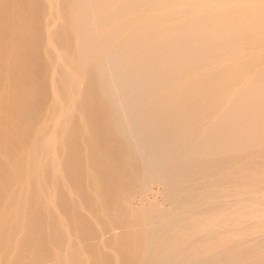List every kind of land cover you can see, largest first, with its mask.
Returning a JSON list of instances; mask_svg holds the SVG:
<instances>
[{"label": "rangeland", "instance_id": "1", "mask_svg": "<svg viewBox=\"0 0 264 264\" xmlns=\"http://www.w3.org/2000/svg\"><path fill=\"white\" fill-rule=\"evenodd\" d=\"M163 1L144 0L135 8V14L132 11L133 15L131 13L127 15L122 8L120 13H116L109 19H102L92 26L85 25L84 22L81 26L89 27L93 32L90 39L87 38L84 41V50L89 51L88 54H90V51L101 49L99 33L116 27L122 18L127 19L126 17L129 15L131 18L132 16L134 18L135 16L142 17L150 13L157 15L158 12L163 15L174 4L176 5L178 0H175L176 2L174 0ZM172 1L174 4L171 3ZM189 1L191 3L187 5ZM238 1L240 0H237L236 3ZM243 1L241 6L240 2L236 4L238 9L242 8L239 13L242 10L244 14L252 12L250 14L256 20L253 17L246 18L244 23L229 27L225 23H219L225 19L224 8L228 3L227 0H184L181 6L184 7L183 10L188 8L183 12L187 14L191 10H196L198 17L182 16L178 27L182 31L173 29L174 31L165 32L162 37L154 40L152 33L160 27V24L157 23L159 26L153 29L155 26L153 23L152 29L149 28V31L147 30L144 35L132 36L135 41L132 45H117L119 42L117 40L122 38L117 36L107 44L108 53L91 54L85 59L84 65L87 74L99 80L84 85L96 101V104L91 109L89 108L88 113L96 115L91 124L97 122L94 126L100 127L102 124L103 127L101 126L100 129L105 128V130H101L100 136L106 139L101 137L100 139L107 144H105L106 146L103 144V148L108 150L112 170L120 176L118 179L120 192H140L145 195V199L151 197L142 202L135 201L132 205V213L136 218L145 217L147 219L146 227L138 231V244H145L152 251L141 258L143 261H140V264L168 262V264H264V228L254 237L236 238L233 241H229L228 230L220 228V226L212 225L211 228L202 230L203 232L196 236H191L188 230L193 220H201L207 213L216 211V209L219 211L228 208L229 201L231 203L238 200L248 201L250 196L248 191L259 189L264 192V176L260 175L262 169L264 170V141L260 140L263 131V127L260 125L262 118H254L251 115L252 110L260 107L264 102L263 99L256 98L257 92L260 94L264 88H260L258 91V88L255 87L261 82L264 86V56L255 58L257 54L254 53L257 48L264 45V20L260 26L261 30L255 28L258 21L260 23L259 18L262 12H259L263 8L259 6L260 9H251L245 4L248 0ZM37 4L38 0H0V168H2L0 169L2 171L0 178L5 171V176L3 175L1 178L3 181L0 179L2 182H0V216L2 217L3 205L7 202L12 204L18 196L17 190H19L22 166L14 160V156L17 148L20 147L19 143L28 135L29 124L45 112L50 101L49 82L46 78L48 62L41 49V37L28 24L30 21H39L40 10ZM21 5L23 6L21 7ZM207 5L214 7L215 10L223 11L222 17L209 16L206 13L203 15ZM150 7L158 9L151 11ZM243 7L247 8L245 12ZM185 14L181 13V15ZM213 19L217 21V24L215 27H211V33L207 34L205 29L203 32L202 30L199 33L195 32V28L201 29L204 24L213 23ZM18 33L21 34L20 37ZM183 34L189 35L188 38L182 42L176 41L174 37ZM151 40L155 42L154 46L149 43ZM205 41L209 43L206 47L202 46L206 43ZM16 45L18 46L16 47ZM155 45H158V50L155 49ZM250 52L253 54H249ZM109 59L112 61L109 62ZM198 72H209V75L197 78L201 82H190L188 78ZM104 80H108V82H102ZM43 85L44 88H42ZM230 93H232L233 101L228 104ZM33 99H36L35 102ZM10 114L12 115L10 116ZM72 118L73 120H69V122H74V120L75 122H70L69 127L66 126L67 130L65 129L63 132V134L67 132L72 138L62 134L65 141L64 146L74 144L70 146L71 148L65 146L68 150L67 153L70 154H67L66 150L64 151L66 155L61 154L63 158L60 160L61 170H64L61 173L64 174H60L64 175L61 178L62 180L66 178V182L61 181L59 177L58 180H55L54 177L49 176L51 174L48 170L44 173V176L47 174L45 179L48 180V183L54 182L51 184L55 187L51 186L57 192L55 194L57 197H55L59 199H55L56 205L62 203V206L57 205V207L61 211L63 208L62 212L66 216L61 212V217L64 216L67 220L62 217L60 221L62 222L64 219L65 223L63 220L60 225V221L55 219L58 222L56 226H59L57 231V227L53 225V222L55 223L53 215L45 213L40 201L37 202L38 199L30 197L29 206L26 208L29 215L27 211L26 214L32 221L29 219L30 222H28L27 217L25 220L32 224L37 220L38 222L34 223L37 226H32L34 227L32 230H36V227L37 232L34 231V234L33 231L31 233L29 230L24 231L25 238L22 236V242L19 240V248L16 246L13 257V262L18 264H28L32 254L37 253L35 248L40 247L39 250H42L43 246L40 244L44 245L43 241L45 247L51 251L60 248L59 246H62L64 242L62 237L64 233H61V229L63 230L65 226H69V230H67L71 235L87 234L92 231L90 227L93 226L90 216L87 215L88 211H86L87 214L83 212L85 214L83 215L79 212L81 210L77 209L78 211L76 210L74 213L75 216H72L75 205L73 203L74 206H71L70 196L64 192V189L65 186L72 189H70L73 191V193L71 192L72 200L73 198L75 201L77 200L75 204H80L83 201L82 205L89 207L88 198L90 197L87 188L89 185L86 184L88 179L85 177V168L87 164L90 165L88 161L96 160L95 157H102L98 152H93L89 148L85 150V145H83L85 140L83 139L82 142V127L78 117ZM97 126H95L96 129H99ZM67 127L71 128V131ZM11 129L15 130L13 138H11L13 135ZM12 139L16 141L17 145H15L16 143H13L15 146L11 144ZM69 139H72L71 143ZM62 141L61 139V143H63ZM3 149L6 152H3ZM7 150H11V154ZM61 150L63 151V148ZM83 152L88 156L83 155ZM3 153L5 154L2 156ZM5 155L11 158H6ZM90 158L91 160H89ZM82 172L84 173L82 174ZM105 177H103L104 181ZM56 181L57 186L55 185ZM15 182H17V187ZM12 183L14 184L12 185ZM62 183L68 184L64 186ZM109 186L111 187V184ZM109 186L106 187L107 190ZM104 193L107 195V191ZM262 195L260 193L258 199L264 203ZM60 199L61 202H59ZM32 203L37 206L35 207ZM70 207L71 209H69ZM35 211L37 212L35 213ZM110 212L113 211L110 210ZM262 217L257 224H263L262 227H264V216ZM97 222L101 224L100 220ZM38 224L40 225L38 226ZM57 232L62 234L60 239L63 242L61 240L58 242ZM177 235L181 236L180 240H175ZM38 236L42 239L37 238ZM26 238L28 239L26 240ZM31 238L34 240L37 238L35 241H43L41 243L38 241L39 246L36 247L37 243ZM52 239L54 242L57 241L56 247H53ZM87 239H85L86 242L81 239L84 242L78 244L77 247V243H75L76 248L82 249H78V251L81 253L86 250V252L91 251L92 254L96 253L94 254L96 258L92 259L93 263L91 261L92 264H107L110 250L106 244H104L106 247L104 249L101 240L102 243L99 240ZM0 240H2L0 246H4L5 237ZM28 243L30 245L36 243L35 250H32V245L30 246ZM96 243H100L101 246ZM212 244L214 246H211ZM27 245L28 250L25 247ZM170 245L175 248L176 253L166 255V257L160 251ZM200 247H203L206 253L197 258L195 251ZM207 248L210 250L208 253L205 251ZM19 249H24V251L21 250L23 253ZM105 251L109 253H105L106 257L104 256V258L102 257L104 253L102 256L101 254ZM1 257V264H5L7 257H2L3 259ZM98 258L99 261L100 258L103 259L102 262H96ZM124 258L123 255H120V264L129 263ZM57 263V260L53 259L43 264Z\"/></svg>", "mask_w": 264, "mask_h": 264}, {"label": "bare ground", "instance_id": "2", "mask_svg": "<svg viewBox=\"0 0 264 264\" xmlns=\"http://www.w3.org/2000/svg\"><path fill=\"white\" fill-rule=\"evenodd\" d=\"M143 1L144 0H38L37 6L40 10V15H39V19H38L39 21H30L28 23L27 21L29 18L27 17L28 19L26 22L29 24V26L32 28V30L37 31L41 37L40 38L41 49L44 52V54L46 55L45 60H47V62H48V66L45 65L47 68V70H46L47 71V77L46 76L45 77L47 78V81L49 82L50 91L48 94L50 95V101H49L47 107L45 108V112L42 115H39V117L37 116L35 119L33 118L34 120L32 119L33 120L32 123H30L28 126V135L22 141H20V143H19L20 147H18V148L16 147L17 152L14 149L16 152L15 156H14V160L17 161V163L21 164L22 171H20V175H21L20 177L21 178L19 180V190H17V193H18L17 199L15 201L13 200L14 202L12 204H10L8 202L5 203L3 205L4 207H3V210L1 212L3 214V217L0 216V238L4 239V237H5V241L3 242L4 246L3 245H1L2 247L0 246V256L5 257V258L7 257V261L5 260V264H11V262H13V257H14V252L16 251L15 250L16 246H18V248H19V245H18L20 243L19 240L21 241V238H23V237L25 238V236H24L25 234L23 235V233H25L24 231L29 230L31 233L33 231L32 229L34 228L32 226H37V224L34 225L35 222H38L37 220L35 222L33 221L34 222L33 224L28 223V222H30L31 219H30V216H29L30 220L28 219V215H29L28 212L29 211H27L26 208L29 206L30 197H31V199H32V197L33 198L35 197L36 199H38L37 202L40 201V203L43 205V206L42 205H38V206H42V208H44L46 211L45 213H47L48 215H51V216L53 215L52 217L54 220L53 219H51V220L55 221V219H57V221L58 220L60 221V219L62 217H64V216L61 217V212L63 211V208H62V211L58 209L62 203L60 205L57 204L59 206V207H57L56 202H55L56 200H59V199L56 198L57 197L55 195V194H57L56 190L54 189L55 192L53 190V188L55 186L52 184L54 182L53 183L51 182L52 184L50 182L48 183L47 182L48 180L46 181V179H45V176H47V174L44 176V173L47 172V170H48V172H50V174H51L49 176L54 177L55 180H58V177L61 179V181L64 180V179L62 180L64 175L61 176V174H64L63 172L61 173V171L63 170V169L61 170V161L60 160L63 159L61 154L66 155V153L68 151L67 148H71L70 146H72L74 144L72 143V145L70 144V146L65 145V146H67V148H66L64 146L65 141L63 139L64 137L62 136V134H63L64 130L66 129V126L69 127V125L71 123L75 122V120H74V122L70 121L71 122L70 123L69 120H73L72 117H76V116L78 117V121L80 123V126L82 127V134H83L82 142L84 139L85 142L83 145H85V150H87L86 148H89L93 152H98L100 154V156L102 157V158L95 157L96 160L91 161L92 163L87 160L88 163H90V165L86 163L87 161H85V163L87 164V166L85 168L86 169V176L85 177H86V179H88V180H86V179L85 180H86V184L91 186V188H89V186L87 187V185H86V187L89 189L88 195L90 197V198H88V201H90V202H88L89 203V207L87 206L88 209H86L87 207H84V205H82L83 201L82 202L79 201L80 204H75V202L77 200L75 201L74 200L75 198H73V200H74L73 201L72 197H71V196H73V194H72L73 191H70V189H71L70 187L68 188V186L67 187L65 186L68 183L65 185L63 183L62 184L65 186L64 192H67V194L70 196L71 200L69 199V202H71L70 203L71 206L75 205V207H74L75 210H73V207H72L73 214L76 213L77 209L81 210L79 212H81V213L84 212L85 214H87L86 211H88L87 215L90 216V217L89 216L88 217L91 218L90 221H91L92 226H93V227H90V226L89 227L92 228V231L90 233H87V234L82 233L79 235L77 232L78 230H77L76 232L78 235H75L74 233H72L76 236L75 237L74 235H71L70 232H68L69 226H67V227L63 226L64 228H63V230L61 229V233L62 234L64 233V235L62 236V234H59L57 232L58 235H56V236L59 237L61 235L64 238V240H63L64 242L62 241V239H60L61 236L59 238L57 237L58 242H60L59 240H61V242H63V244H62V246L61 245L59 246L60 248L57 247L58 249H55L54 251L53 250L51 251L50 249L46 248L45 242L43 240L42 241H43L44 245L40 244V246H43V248H42V250L41 249L39 250L40 247H37V245L39 246V244H38L39 240L35 241L37 238H39V236L37 238H35V240L33 238H31V240L33 239L37 243V244L35 243L37 248H35V244H31L33 247L32 250L37 249L36 250L37 253L35 255L32 254V256L30 257L31 260L28 261V264H43V263L51 261L53 259L57 260V262H58L57 264H89V263L92 264L93 263L92 259L96 258V256L94 255L96 253L92 254L91 251L86 252V250H84V252L80 253L78 251V249H80V250H82V249L76 248L82 242H84V241H81V239L85 240L87 238H89L90 240H93V241H96V240H99V242L102 241L103 242L102 245L104 246L103 248L104 249L106 247L109 248V250H110V254H108L109 255V257H108L109 258V260H108L109 264H120V255H123L127 259L126 261L129 262L128 264H138L140 261H143L141 259L142 257H144L146 254H150L152 252V251H150L151 248L147 247L145 244H143V245L138 244V234H139L138 231H141L142 228L146 227L147 219L145 217L136 218L134 216L135 214L132 213L133 202H135V201L142 202V201H145L146 199L148 200L151 197L145 199V195H143L140 192L139 193L138 192H122V191L120 192V184H119V180H118L120 176H119V174L116 173V171L112 170V167H111L112 165L110 166V155L108 153V150L103 148V146L106 143H104L105 141H102L100 139V137H101L100 135L102 133L101 130L103 129V128L100 129L102 124L100 127L95 125V126L99 127V129H96V127L94 126V124L97 122H95L94 124H91L92 121L95 119L96 115L89 114L88 112L91 109V107L94 104H96V101L91 96V93L86 90L84 85L86 83L88 84L89 82H98L99 80L95 79V77L94 78L90 77L89 74H87L84 62H85V59L87 58V56H89L91 54L97 55V54H100V52L108 53L107 52L108 49L106 48L107 44L109 42H111V40L113 38H115L117 36H118V38L122 37V38H119V40H117V41H119L117 43V45H126V46L132 45L135 42L133 38L136 35H138V34L144 35L145 32H147V30L149 31V28H151V26H154L153 23H155V26L153 27V29H155V27L159 26L158 24H160V27L156 28L155 32L152 34H154L153 35L154 40L159 39V37L160 36L162 37V35H164L165 32H169L170 30H173V29L176 31H177V29L179 30L180 28H178V27H179V23H181L180 18H182V16L183 17L184 16L189 17V18L198 17L197 16L198 11L191 10V11H189V13L185 14L183 11H185L188 7L185 6L187 8L185 10H183L184 7L181 5L184 2V0H178L176 5L172 1L171 3H173L174 6L169 11L164 13L163 15H161V13L159 14V12L157 15L156 14L152 15V13H150L149 15L142 16V17H136L135 16V18H134V16H132V18H131L129 15L126 17L127 19L122 18V20H120V22L118 23V25L116 27L108 28L105 31H102L101 33H99V35H100L99 38L101 37V49H96L92 52L90 51V54H88L89 51L87 52L84 50L85 48H84L83 44H84V41L87 38H89L91 34H93V32H92L91 28L86 27L87 28L86 29V28H83V26H81L84 24V22L86 23L85 25L92 26L95 23H97L98 21H101L102 19H104V20L109 19L110 17H112L116 13H120L121 10H123L122 8H124L123 12L124 13L126 12L127 15L129 13H131L132 11L135 14L136 13L135 8L137 6H139L138 4H141ZM227 1H228V3H226L225 8H224L225 14L227 15V17L225 15V17H224L225 19L223 21H220L219 23H221V24L225 23L227 26L233 27V26H235V24H242L243 21L245 22L247 20L246 18H249V19H251L252 17L254 18V16L250 14L252 12L247 11L249 13L244 14V13H242L243 12V10H242V12H240L241 14L239 13V10H241L242 8L238 9L236 4H239V2H240V6H241L242 5L241 3L243 0H240L237 3H236L237 0L236 1L235 0H227ZM190 3L191 2L189 1V4H187V5H190ZM245 4H246V6H248L251 9H257V8H259V6L261 8H263L261 11L259 10L260 11L259 13L262 12L261 16L259 18L260 23L258 21L259 19L257 20L258 23L255 21L257 23L255 28L257 30H258V28L261 30L260 26L262 25L263 20H264V0H248L245 2ZM163 5H161V6H163ZM167 5H169V4H167ZM22 6L23 5H21V7ZM207 6H204V7L206 8ZM161 8H163V7H161ZM213 8L214 7H211V6L210 7L208 6L207 9H205V10L203 8V10H204L203 15H205V13H206L209 16L216 15V16L222 17L223 11L221 12L220 10H215ZM219 8H221V7H219ZM150 9H151V7H150ZM194 9H196V8H194ZM243 9L245 12V10L247 8L245 9V7H243ZM153 10L156 11L155 9H151V11H153ZM21 11H23V10H21ZM216 11H220V12H216ZM25 13H27V12H25ZM181 13H183L185 15H181ZM253 13H254V11H253ZM201 14H202V12H201ZM255 15H257V14H255ZM254 20H256V18H254ZM159 21H160V23H159ZM212 21H213V23L211 22V23L204 24V27L202 26L201 29L195 28V30H196L195 32L199 33V31H201V30L203 32V30L205 29L204 31H206L207 34L211 33V31H212L211 27L212 26L215 27L217 24L216 20L213 19ZM163 23H165V24L163 25ZM180 30L182 31V29H180ZM189 31H191V30H189ZM191 32H193V31H191ZM18 34L17 35L20 37L21 34L20 33H18ZM188 34H189V32H188ZM186 35L187 34L177 35L174 38L176 39V41L178 40V41L182 42L183 40H186L188 38L189 35L188 36H186ZM132 36H134V37H132ZM148 36H150V35H148ZM13 40L15 41L16 39H13ZM228 40H229V38H228ZM159 41H158V43H159ZM149 43H152L153 46L155 44V42L153 40H151ZM225 43H227V40H225ZM207 45H209V43L206 42L202 46L206 47ZM17 46L18 45H16V47ZM155 46H156L155 49L158 50V45H155ZM16 47H15V49H16ZM251 52L249 54H253ZM254 53L257 54L255 58H258V57L261 58V56H264V45L257 48ZM109 60H110L109 62L112 61L111 59H109ZM107 64H109V63H107ZM194 72H196V71H194ZM32 75H33V73H32ZM206 75H209V72H207V73H205V72L199 73L198 72V73L192 74L190 76V78H188V79L190 80V82H199L200 80H198L197 78L200 79L203 76L206 77ZM102 82H108V80H104ZM96 86H97V84H96ZM255 87L258 88L257 89L258 91H260L259 90L260 88L261 89L264 88V86L262 85V82L255 85ZM42 88H44V85L42 86ZM39 89H40V87H39ZM40 93L42 95V91ZM229 96H230L229 100H227L228 104L232 103V101H233L232 100L233 99L232 93H230ZM256 98L257 99H263V101H264V90L262 92H260V94L257 92ZM33 100L35 102L36 99H33ZM41 100H42V98H41ZM40 104H42V103L40 102ZM40 104H39V106H40ZM42 106H44V105L42 104ZM11 115L12 114H10V116ZM251 115L254 118L255 117H261L262 118L260 125L263 127V131H262V134L260 136L261 137L260 140L263 142L264 141V102L260 105V107L254 108V110H252V112H251ZM15 118H12V119L14 120ZM5 119L7 120V118H5ZM95 121H97V120H95ZM21 122H23V121H21ZM98 122L100 124V121H98ZM109 122H111V121H109ZM68 130L71 131V128L70 129L68 128ZM103 130H105V128ZM11 131H13V129H11ZM14 131H13V135L11 138H13V136H14ZM106 131L108 133V130H106ZM21 133H22V131H21ZM64 134H65V136L69 135V137H71V135L67 134V132H65ZM101 138H105V137L102 136ZM61 139L63 140L62 141L63 143H61ZM79 139H81V138H79ZM13 140L14 139H12V141ZM71 140L72 139H69L70 143L72 142ZM12 141H10L11 144L16 143L15 140L13 142ZM15 145H17V143ZM62 148H63V151L61 150ZM64 148H66V149H64ZM89 149H88V151H89ZM11 150L10 151L7 150V151H9V153H10ZM65 150H66V153H64ZM72 150H74V149H72ZM69 151H70V149H69ZM3 152H6V151H4V149H3ZM4 154L5 153H3L1 155L3 156ZM84 154H85V152H83V155ZM5 156H6V158H11V157H7L8 155H5ZM5 156H4V159H5ZM86 156H88V155H86ZM64 159H65V157H64ZM6 160H8V159H6ZM89 160H91V158ZM9 161H11V160L9 159ZM0 163H1V160H0ZM63 166H62V168H63ZM67 168H68V166H67ZM0 169H2V168H0ZM70 172H71V170H70ZM0 173H2V171H0ZM4 173H5V171H4ZM4 173H3V175H4ZM83 173L84 172H82V174ZM3 175H2V177H3ZM13 175H15L14 172H13ZM260 175L264 176V170L263 169H262ZM104 176H106L105 181L103 178ZM18 178H19V176H18ZM66 180L67 179L65 178V180L63 182L65 183ZM13 184L14 183H12V185ZM56 184H58L57 181H56L55 185ZM75 184H77V183H75ZM80 184H82V183H80ZM110 184H111V187L109 186ZM16 185H17V182H15V186ZM51 185L54 187L52 188ZM106 185H108L110 189L112 188L111 191L109 188L107 190L106 187H108V186H106ZM5 187L7 188L8 186H5ZM16 187H14V188H16ZM59 189H57V190H59ZM74 190H75V188H74ZM14 191H16V189H14ZM104 191L105 192L107 191V195L104 193ZM75 192H77V191H75ZM247 193L250 195L248 198L249 199L248 201L238 200V201H233L232 203L229 201L228 202V204H229L228 208L220 209L219 211H217V209H216V211H211L210 213H207L206 216H204L201 220H197V221L193 220L192 224L190 223V225L188 227L189 234L191 236H196L199 233L203 232L202 230H206L207 228H211L210 226H212V225L213 226H220V228H224V229L228 230L227 232H229L228 234H230V236L228 237L229 241H233V239H236V238L243 239L244 237H248V236L254 237L256 234H259V232L262 230V228H264V227H262L263 224L262 225L257 224L258 222H260V219L263 218L262 216H264V203L259 201L258 195H260V193H261V194H263L262 196H264V192L262 190L256 189V190H250ZM68 195H67V197H68ZM12 197H13V195H12ZM59 202H61V199ZM57 203H58V201H57ZM73 203H74V205H72ZM32 204L34 205V203H32ZM156 205H158V204H156ZM33 209H36V208H33ZM44 209H43L42 215L44 213ZM69 209H71V207ZM110 210H112L113 212L109 213ZM26 211H27L28 215L26 214ZM36 212L37 211H35V213ZM64 212H65V209H64ZM81 213H80V215H81ZM84 213H83V215H85ZM63 214L65 215V213H63ZM34 215L36 216L37 214H34ZM72 216H75V214ZM138 216H140V215H138ZM26 217H27V219H26ZM25 219L29 220V221L26 222ZM64 219H66V218L64 217ZM63 220H62V222H63ZM74 220H75V218H74ZM85 220H86V222L88 221L87 219H85ZM99 220H100L101 224H98L97 221H99ZM72 221H73V219H72ZM58 222L55 221L56 224L53 222V225L54 226L58 225L57 224ZM62 222L60 221V225ZM64 223H65V220H64ZM66 223H67V221H66ZM87 223H89V221ZM74 224L76 226V223H74ZM78 224L79 223H77V225ZM39 225L40 224H38V226ZM58 227L56 228V230L59 229ZM35 229L37 230L36 227H35ZM213 229H215V228H213ZM36 230H34V231L37 232ZM34 231L32 233H34ZM39 231H42V230H39ZM70 231H71V229H70ZM59 232H60V230H59ZM55 234H56V232H55ZM38 235H39V233H38ZM28 236H29V233H28ZM32 237H33V234H32ZM40 237H43V236H40ZM187 237H190V236H187ZM28 238H26V240ZM180 238H181V236L177 235L175 240H180ZM39 239H42V238H39ZM0 241L2 242V240H0ZM52 241H53V239H52ZM85 242H86V240H85ZM26 243H27V241H26ZM32 243H33V241H32ZM56 243H57V241H55L52 244V245H54L53 247H56L55 246ZM75 243H77L76 247H75ZM97 244L98 243H96V245ZM104 244H106V247ZM89 245H90V243H89ZM89 245H88V247H89ZM98 245H100V243ZM211 246H214V245L212 244ZM25 247L28 250V248H27L28 245ZM25 247H23V248H25ZM82 247H84V246H82ZM91 247H93V246H91ZM99 249H100V247H99ZM19 250L24 251V249H19ZM205 251H207V253H208V251H210V250H208V248H207V250L205 249ZM21 252H19V253H21ZM160 252L162 254H164L165 256L170 255V254L173 255V253L175 252V248L172 245H170L169 247L164 248ZM103 253H104V255H103ZM105 253H106V251L102 252V254L101 253L100 254H101V256L103 255L102 257H104ZM107 253H109V252H107ZM204 253H206V252H204V248L200 247V248L196 249L195 256L198 258V257H200V255L203 256ZM25 255H26V253H25ZM98 256H99V254H98ZM162 259H163V256H162ZM102 260L100 258V261H99V258H98V260H96V262L99 263V262H102ZM106 260H107V258H106ZM91 261H92V263H91ZM20 262H22V261H20ZM168 263H164V264H168ZM0 264H1V262H0ZM13 264H18V263L13 262Z\"/></svg>", "mask_w": 264, "mask_h": 264}]
</instances>
